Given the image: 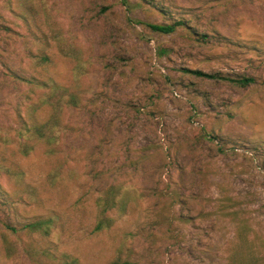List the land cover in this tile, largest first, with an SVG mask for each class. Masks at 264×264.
I'll list each match as a JSON object with an SVG mask.
<instances>
[{
  "label": "rangeland",
  "instance_id": "rangeland-1",
  "mask_svg": "<svg viewBox=\"0 0 264 264\" xmlns=\"http://www.w3.org/2000/svg\"><path fill=\"white\" fill-rule=\"evenodd\" d=\"M31 79L74 96L50 145L25 134L51 116ZM109 186L125 207L93 232ZM226 251L264 254V0H0V264Z\"/></svg>",
  "mask_w": 264,
  "mask_h": 264
},
{
  "label": "trees",
  "instance_id": "trees-1",
  "mask_svg": "<svg viewBox=\"0 0 264 264\" xmlns=\"http://www.w3.org/2000/svg\"><path fill=\"white\" fill-rule=\"evenodd\" d=\"M181 22H174L171 24H147L146 27L149 28L153 32H157L163 35L171 34L175 31L177 27H182ZM41 61H46V58H41ZM190 72V74L195 75L197 77H205V78H213L214 76H209L202 74L198 71H186ZM236 85L240 87H245L251 82H253L250 78H238L236 80L232 81ZM29 83H33L38 90L42 93V99H41V105H48L51 109V116L49 118V121L40 124L35 125L31 124L29 126L25 127V134L26 137H32L36 138L38 140H43V142H46L48 145L55 143V141L58 139V135L61 131V124L59 122V119L57 116L61 113L62 107H67L68 105L73 104L74 96L71 93H68L66 89L58 87L54 85L51 81H38L35 79L29 80ZM27 145L21 144V150L20 153L25 155L27 152ZM219 152H222V148H218ZM120 186H117L116 188L113 186H109L107 189H105L99 196L95 199V206L98 209V218L95 222V225L93 227V232L101 231L102 229H105L109 226L110 219L106 214L110 212L111 210L115 209L116 211L122 212L127 198L128 194L123 190L122 193H119ZM25 226H23L24 228ZM30 230H38L41 232H46L47 226L46 222H35L32 224H29L26 226ZM239 227V226H238ZM239 229L234 231L233 236L231 237L232 241L233 239H239ZM229 241V242H230ZM228 251L225 252L226 258L224 264H235L233 262V255L226 254ZM259 259V260H258ZM112 264H128L126 260H120L118 259L117 262ZM251 264H264V254L259 255L251 262Z\"/></svg>",
  "mask_w": 264,
  "mask_h": 264
}]
</instances>
